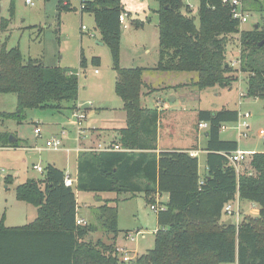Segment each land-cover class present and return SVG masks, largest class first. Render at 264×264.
<instances>
[{"label": "trees", "instance_id": "16d2710c", "mask_svg": "<svg viewBox=\"0 0 264 264\" xmlns=\"http://www.w3.org/2000/svg\"><path fill=\"white\" fill-rule=\"evenodd\" d=\"M255 10L262 7L257 0ZM84 12L94 16L100 40L111 53L116 72L115 93L123 101L126 125L117 129L119 150L81 151L77 158V181L66 186L64 169L47 163L42 179L30 178L15 186L18 200L36 207L35 220L8 228L0 219V264H264V151L249 158V171L240 173L226 154L238 148L234 139L221 137V126L239 119L236 109H199L198 122L208 124L205 137L207 174L200 179L198 158L175 148L156 152L161 111L141 105L144 87L142 67L119 65L121 0H81ZM157 70L195 72L198 89L229 88L246 74L245 96L264 100V15L258 27L240 29L230 5L222 0H198L197 19L182 0H159ZM58 9H71L58 0ZM246 10V9H245ZM0 9V94H15L16 109L0 111L6 119L21 121L26 109L60 111L62 102L74 109L79 77L75 68L48 66L40 59L25 58L19 46L7 47L1 35L10 25ZM237 36L239 67L227 58V46ZM92 62L100 64L95 56ZM228 63V66L226 64ZM86 66L83 55L80 67ZM7 131L0 132V147H17ZM10 182V181H7ZM94 193H143L155 203V194L167 193L168 201L156 212L158 228L154 246L128 262L116 251L118 198L95 207L96 224L76 223L75 191ZM248 200L259 206L256 216L220 225L227 203ZM97 228L109 242L86 237Z\"/></svg>", "mask_w": 264, "mask_h": 264}, {"label": "rangeland", "instance_id": "374dc122", "mask_svg": "<svg viewBox=\"0 0 264 264\" xmlns=\"http://www.w3.org/2000/svg\"><path fill=\"white\" fill-rule=\"evenodd\" d=\"M32 1L33 5L26 3L25 0H0L2 15L6 17H9L10 4L13 3L14 6L11 23L1 35L3 40L6 39L7 47L19 46L25 58L40 59L48 66L78 70L79 90L76 104L82 108L86 118L88 117L84 120V127L88 126V123L97 127L119 128L124 126L125 111L122 108L121 98L115 93L114 76L116 72L113 68L110 49L100 41V33L95 26L93 14L79 8L81 0H65L71 9H58V0ZM182 1L191 7L192 12L189 14L193 15L197 22L198 0ZM257 1L262 5L259 11L254 9L256 1L251 4L250 2L243 3L248 17L239 25L240 29L242 27L251 29L253 25L260 22L261 15H264V0ZM121 3L129 16L126 18L128 26L121 28L119 65L144 68V80L147 87L144 86L141 90V105L157 108L161 106L159 101L176 98L174 106L184 118L183 121L181 120V127L194 129H197L199 109L214 111L225 107L236 109L239 114L248 111L250 116L245 118L248 124L244 130L246 135L238 137L234 129L236 124L226 123V129L221 130V137L224 139L233 137L239 142L241 149L264 151V137L259 134L260 129L264 130V100L245 96L246 74L240 72V78L229 88L214 86L202 90L197 88L196 91L189 92L181 90L179 86L171 87L179 82L195 81L197 74L157 70L159 0H121ZM237 36L235 35L227 46V58L236 68L239 67L236 60L240 50ZM81 55L86 60L85 67H80ZM95 56L100 58L99 65L92 62ZM234 61H236L235 64H233ZM166 84L171 86L166 87ZM62 105L63 108L60 111L48 108L26 109L25 118L21 121L6 119L3 124L0 123V132L11 133L17 139L18 144L17 147H0V219L3 218V223L6 216L7 223L18 224L30 218V214L36 213V207L16 198L14 189L17 184L24 182L28 177H41V172L36 169L38 165L43 167L47 163H52L51 160L58 159L60 164H68L66 173L67 171L74 172L75 159L72 158L70 163L69 158L67 163L65 151L50 149L45 144L62 129L65 131L62 137L63 148L76 143L75 137L78 142L81 141L71 115L73 110L71 102L63 101ZM95 107L101 108L98 114H95ZM15 109L16 95L0 94V111L12 112ZM37 125L41 130L39 135L34 132V127ZM203 144L204 141L200 145ZM199 159L203 163L202 153ZM244 171H249V160L240 165L238 172L243 173ZM7 175L12 176L11 183L7 182L10 180ZM75 192H77L78 211H81V216L84 217H88L90 207L103 203L106 197L110 200L118 198L121 224L123 226L143 224V230L147 232L144 237L136 236L134 240H131L125 236L123 240L121 236L125 228L123 227L119 234L120 246L138 245L139 254L154 246V228L157 227L156 211L150 209V203L146 202L143 196L129 198L128 193L117 195L113 192L94 193L77 190ZM253 207L254 203L251 201L234 200L233 208L238 209L239 214L238 218L236 215L233 217V222L237 224L249 216L257 215ZM90 213L91 215L94 213V208L90 209ZM92 224L97 225V223ZM97 230L95 234H89L87 239L94 241L100 231L103 232L100 228ZM132 233L136 234V232ZM127 254L130 257L133 255L130 251H127Z\"/></svg>", "mask_w": 264, "mask_h": 264}, {"label": "crops", "instance_id": "0c3cea01", "mask_svg": "<svg viewBox=\"0 0 264 264\" xmlns=\"http://www.w3.org/2000/svg\"><path fill=\"white\" fill-rule=\"evenodd\" d=\"M242 29H248V28L242 27ZM144 72H145V70H143V80H144ZM115 79H116V74L114 76V81H115ZM192 82H193L192 80L190 83L189 82H179V83H176L175 85H172V86L170 84H166V87H169V86L178 87L179 86L181 90L184 89V90H187L189 92L196 91L197 87L192 86L191 85ZM144 86H146L145 80H144ZM148 87H151V86L148 85ZM152 88H155V87L152 86ZM146 95H148V94H146ZM175 100H176V98L175 99L173 98V100H166V101L163 100V102L159 101L161 106H157V108L161 111V118H160L159 124H158L157 141H156L157 149L155 151L156 152L165 151V150L169 151V150H173L175 148H181V149L187 150L190 153V155L196 156L198 158V173H199L200 179H203V177L207 174V166H206L207 151L204 148L205 142H206L205 132H206L207 127L205 129L199 128L198 124L200 122H197V129H194L191 127L190 128H186V127L184 128L183 126L181 127L180 123H181V120L183 121L184 118H183L182 113H180L179 110H177V108L174 106ZM122 108H123V101H122ZM94 109H95V114H98L100 112L101 108L95 107ZM184 110H186V109H184ZM182 112H185V111H182ZM125 125H126V122H125ZM124 126H122V127H124ZM122 127H119V128H122ZM85 128H86V131L84 133V141L82 139L80 142H78L76 137H75L76 143H71L68 146H65L64 148L60 149V150L65 151L64 154H66L67 163H68L69 158H70V163H71L72 158L75 159L74 172L71 173V172L67 171V173L70 174V176L75 180V183L77 181V158H78V152L76 151L77 147H83L85 145H91V144L95 146L100 142L114 143L113 142L114 138L117 135L115 131L117 129H119L116 127H113V128L112 127H101V126L97 127V126L91 125L90 123H88V126H86ZM114 129H116V130H114ZM62 131H64V130L62 129V130L58 131L59 133L56 132L54 135L60 134ZM64 135H65V131H64ZM227 139H229V138H227ZM231 140H234L233 137ZM202 141H204V144L200 145L202 143ZM238 147L241 148L239 146V142H238ZM244 150H248L252 153L258 152L255 149H244ZM191 153H194V154H191ZM200 153H202V156H203V163H201L200 159H199ZM58 161H59L58 159L57 160H51V162L53 164H55L57 167L64 169V171H66V169H68V164H60ZM38 166H41V165H38ZM44 167L45 166H43L42 168L44 169ZM7 177L10 179L9 181L11 183L12 176L7 175ZM42 177H43V171L41 172V177H36L34 179H42ZM27 179H30V177H28ZM75 195H76V199H77V192H75ZM137 196H143L145 201H146V198H145L143 193H138L135 196L130 197V198H134ZM107 198L108 197H106V199ZM167 201H168V194L167 193L155 194V202H157L158 204L164 205L167 203ZM238 201L240 202L241 200H238ZM101 204H103V203H101ZM101 204H99V205H101ZM232 205H233V203H232ZM95 207L96 206L90 207V209H92V208L95 209ZM90 209L88 210V217L81 216L82 212L78 211L79 217L81 219H83L85 222L96 223L95 213H93L91 215ZM258 210H259V206L256 203H254L253 211L255 213H258ZM35 212H36L35 214H33V213L30 214V216H29L30 218H26L25 222L18 223V224L7 223V216H6L5 221H4V226L11 228V227H21V226L27 225V224H29L35 220V218L37 216V211H35ZM94 212H95V210H94ZM245 215H247V214H245ZM254 216H256V215H254ZM121 218L122 217H121L120 208L118 207V229L121 231L123 229V227H125L123 232H122V235H121V236H123L122 237L123 240L125 239L124 238L125 236L127 237L128 233L141 232V233H144V236L147 233L145 230H143V226H142L143 224L142 225L140 224V226H134L133 224L129 225V226L128 225L123 226L121 224ZM236 218H238V217H236ZM228 219H231V223H234L233 217H230L227 214L224 215L222 218L223 221H227ZM155 220H156V225H157V214L155 215ZM236 220H238V219H236ZM139 223H141V222H139ZM157 228H158V225L156 228H154L155 231L157 230ZM155 231H154V233H155ZM96 232H98V230H96L95 232H90L89 234H91V233L95 234ZM120 233L121 232L118 233V235L115 239L116 248L122 247L119 244V234ZM89 234L87 236L88 238H89ZM106 237H107L106 234L103 233L102 231H100L99 236L97 235L95 237V240L101 238L104 241L109 242L106 239ZM137 246L138 245L131 246V247H127V246H123V247L127 248V251H130V253H133L132 258H134V257H136V255H139Z\"/></svg>", "mask_w": 264, "mask_h": 264}, {"label": "built area", "instance_id": "2783aa9c", "mask_svg": "<svg viewBox=\"0 0 264 264\" xmlns=\"http://www.w3.org/2000/svg\"><path fill=\"white\" fill-rule=\"evenodd\" d=\"M222 1L230 5L231 14L235 19L239 21V24H242L243 22L247 20L248 15H247V11L245 10L243 6L242 0H222ZM25 2L31 5L34 4L32 0H25ZM83 7H84L83 4L80 2L79 8L82 9ZM128 16H129V13L125 10H123L120 13L119 22L121 24V27L125 28L128 26V24L126 23V18ZM236 61L238 64L240 63V60L238 58ZM236 61H234L233 64H235ZM71 115L73 117V121L77 128L79 138L82 140L84 139V133H85V127L83 123L86 118V114L84 113L82 108L75 103V108L72 110ZM249 116H250V113L248 111H245L244 113L239 114L238 121L234 122L236 124L234 126V129L237 131L238 137H241L242 135H246L244 130L245 128L248 127V124L246 123L245 118H248ZM198 126L199 128L205 129L208 126V124L206 122H200ZM224 129H226L225 124L221 126V130H224ZM34 132L36 135H39L41 130L38 126H35ZM259 134L264 137V130L260 129ZM63 136H64V131H62L60 134L52 136L50 140H47L45 142L46 146L53 150H60L61 148H63V142H62ZM119 149H120L119 145L115 143H98L95 146L91 145L88 147H85V146L77 147L76 151L79 154L81 151H107V150H119ZM191 154H194V153H191ZM251 154L252 152L238 147L236 150L226 154V156L228 157L229 161L235 166L236 170L239 171L240 165L246 160H249ZM36 169L41 172L43 171V168L41 166H37ZM64 183L66 186H74L75 180L70 176V174L67 173L64 176ZM232 203L233 201L226 204L225 213L230 217H234L235 215L237 217L239 214L237 212L238 209H234ZM150 209L157 212L158 210L163 209V206L155 202V204H152L150 206ZM76 223L77 224L85 223V221L79 217V214H77L76 216ZM136 236L144 237V233L136 232V234L128 233L127 235V237L131 240H134ZM116 251L118 253L119 258L124 262H128L131 259H133L127 254V249L125 247H117Z\"/></svg>", "mask_w": 264, "mask_h": 264}, {"label": "water", "instance_id": "95a60500", "mask_svg": "<svg viewBox=\"0 0 264 264\" xmlns=\"http://www.w3.org/2000/svg\"><path fill=\"white\" fill-rule=\"evenodd\" d=\"M257 27H258V25L255 24V25H254V28L256 29ZM263 42H264V41L260 42L259 45H262ZM100 44H102V43L100 42ZM226 66H228V63L226 64ZM15 140H16V138H15L12 134L9 135V142H13V141H15ZM230 223H231V219H228L227 221H223L220 225L225 226V225H228V224H230Z\"/></svg>", "mask_w": 264, "mask_h": 264}]
</instances>
